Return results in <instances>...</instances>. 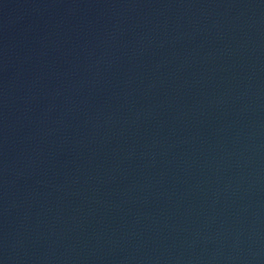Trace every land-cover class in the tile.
Listing matches in <instances>:
<instances>
[{"label":"water","instance_id":"obj_1","mask_svg":"<svg viewBox=\"0 0 264 264\" xmlns=\"http://www.w3.org/2000/svg\"><path fill=\"white\" fill-rule=\"evenodd\" d=\"M0 264H264V0H0Z\"/></svg>","mask_w":264,"mask_h":264}]
</instances>
